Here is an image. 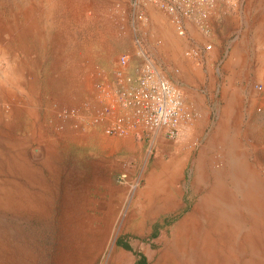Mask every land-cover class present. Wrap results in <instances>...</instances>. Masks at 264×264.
Listing matches in <instances>:
<instances>
[{"label":"rangeland","instance_id":"374dc122","mask_svg":"<svg viewBox=\"0 0 264 264\" xmlns=\"http://www.w3.org/2000/svg\"><path fill=\"white\" fill-rule=\"evenodd\" d=\"M211 15V31L190 35L156 0H0V264H125L115 243L143 220L134 210L145 183L143 229L162 232L151 264H264V231L258 255L173 231L194 203L195 160L234 95L233 132L264 174V0H216ZM143 53L192 113L175 139L108 136L91 120L101 77L113 80L122 54L135 74ZM172 168L185 205L159 215Z\"/></svg>","mask_w":264,"mask_h":264},{"label":"bare ground","instance_id":"6f19581e","mask_svg":"<svg viewBox=\"0 0 264 264\" xmlns=\"http://www.w3.org/2000/svg\"><path fill=\"white\" fill-rule=\"evenodd\" d=\"M2 49L0 46V57ZM238 61L239 58L235 60L236 64ZM7 71V80H14L18 74L16 62H11ZM2 77L4 72L0 71V98L5 82ZM240 104L238 95L230 99L220 114L214 133L195 160L191 182L194 203L173 231L175 237L194 236L197 240L204 238L208 243L214 241L216 244L215 241L220 239L222 244L229 243L231 253L246 249L258 255L264 231V174L258 168L260 154L234 133L232 126ZM177 172L178 168H172L173 193L164 206H155L159 215L163 211L166 214L178 212L185 205L178 198L181 184Z\"/></svg>","mask_w":264,"mask_h":264},{"label":"built area","instance_id":"2783aa9c","mask_svg":"<svg viewBox=\"0 0 264 264\" xmlns=\"http://www.w3.org/2000/svg\"><path fill=\"white\" fill-rule=\"evenodd\" d=\"M156 1L173 15L181 33L184 32L185 19L205 32L211 30L209 22L216 0ZM203 49L211 50L212 44L194 47L187 53L200 56ZM143 56L135 74L128 73L129 55L122 54L113 80L101 77L97 84L101 106L91 115V120L108 136L142 135L144 131L157 134L162 131L167 138L175 139L180 134L183 119L191 118L192 113L184 109L180 89L158 72L148 56L144 53Z\"/></svg>","mask_w":264,"mask_h":264},{"label":"crops","instance_id":"0c3cea01","mask_svg":"<svg viewBox=\"0 0 264 264\" xmlns=\"http://www.w3.org/2000/svg\"><path fill=\"white\" fill-rule=\"evenodd\" d=\"M214 18L215 15H212L209 22L211 29L215 25L214 20H212ZM183 23L186 29L190 31V35L195 33V23L188 19H185ZM189 23L191 24L190 26H188ZM141 192L142 194H140V197L142 196L143 200L138 198L136 201V205L138 207L135 208L136 210H133L142 213L141 216L143 220L139 221L141 223L137 224L134 230H130V235H132L130 238H128L129 236L125 238L119 237L115 243V246L118 247L120 253L125 255V257L127 256L128 258V262H125V264H141V262H144L145 264H151V259L156 253V250L153 246L154 240L156 237L162 234V232L159 231L158 235L155 237L153 231H149L147 233L148 236H146V230L143 229L144 224H146V183L144 184ZM138 200L140 201L138 202ZM122 263L123 262H121V264Z\"/></svg>","mask_w":264,"mask_h":264}]
</instances>
